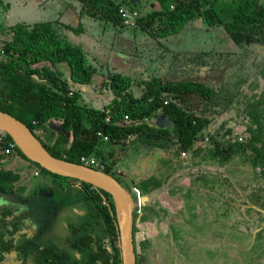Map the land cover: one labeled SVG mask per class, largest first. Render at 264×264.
Here are the masks:
<instances>
[{"label": "rangeland", "instance_id": "obj_1", "mask_svg": "<svg viewBox=\"0 0 264 264\" xmlns=\"http://www.w3.org/2000/svg\"><path fill=\"white\" fill-rule=\"evenodd\" d=\"M171 2L165 0L163 6L159 0H114V5L117 14L134 9L137 19H146L153 12L172 8ZM217 2L224 6L230 1ZM89 8L80 0H0V21L9 26L59 20L74 28L68 30V36L83 45L89 64L98 73L96 83L74 85L86 112L100 110L111 101L107 85L116 73L130 77L134 95L152 77L203 82L217 90L212 101L196 93H184L178 101L205 126L191 150L181 152L176 141L155 131L160 136L154 140L139 143L129 135L125 142L103 143V157L90 156L96 166L110 165L133 199L137 252H142L140 241H144L151 253L147 264H264V209L248 197L252 187L262 184L261 174L250 159L244 160L252 156L249 151L222 159L212 154L210 142L214 136L222 143L249 141L264 147V80L260 73L264 51L245 55L222 26L209 27L202 17L174 34H165L161 17L147 18L144 26L125 27L120 26L121 20H108L99 9ZM59 68L69 78L67 65ZM103 81L107 85L100 88ZM62 120L55 116L37 128L39 139L48 142L61 133L69 140L71 133L60 130ZM157 120L167 125L165 116ZM14 154L1 157L0 166L10 165ZM38 182L46 190L74 198L73 190L63 193L49 178L40 177L30 180L24 201L35 193ZM143 196L148 197L144 204ZM228 199L235 202V208L227 204ZM263 203L264 198L258 201ZM137 213L143 214L142 220Z\"/></svg>", "mask_w": 264, "mask_h": 264}, {"label": "trees", "instance_id": "obj_2", "mask_svg": "<svg viewBox=\"0 0 264 264\" xmlns=\"http://www.w3.org/2000/svg\"><path fill=\"white\" fill-rule=\"evenodd\" d=\"M80 1L89 5L91 10L99 9L98 12L103 13L108 20H121L120 14L116 13L114 0ZM159 1L166 6L165 0ZM171 1L172 8L153 12L146 18L149 20L152 17H161L165 34H174L188 22L202 17L209 27L222 26L228 37L243 49L245 55H251L257 49L264 51V0H228L230 2L224 6L218 5V0ZM146 19L139 17L136 24L141 23L144 26ZM1 21L0 109L26 124L38 139L36 129L43 128L52 117L61 116L63 120L60 130L69 131L71 138L67 140L64 134L59 133L55 140L45 142L39 139L53 156L74 163H81L82 156L103 157V143L125 142L129 135L133 136L134 141L142 143L154 140L162 134L163 137L176 141L181 152L191 150L195 142L202 138V129L205 127L203 121L194 112L182 107L178 101L184 93H196L212 101L217 95L213 86L191 80L169 82L161 77H152L145 83L142 92L134 95L130 90V77L116 73L111 76L108 85L106 81L99 85L100 88L106 85L110 88L111 101L100 110L86 112V107L80 102V91L74 85L96 83L98 79L94 75L98 78V73L89 64L83 45L68 36V30L73 27L62 24L59 20L16 22L9 26L3 25ZM120 22V26H125ZM61 64L69 68V78L65 77L59 68ZM260 73L264 80V66L261 67ZM125 116L128 118L125 119ZM160 116H165L168 121L166 126L157 120ZM168 124L171 125L170 128ZM97 131L107 135L108 141L99 138ZM155 131L160 135L156 136ZM0 137L1 159L6 156L3 150L7 143L14 141L1 130ZM210 142L214 148L212 154L222 159L243 156L246 151L252 154L244 160L250 159L254 167H259L257 171L263 181L262 184L251 188L248 197L254 205L264 209V203L258 204V201L264 198V147H256L249 141L222 143L214 136ZM13 153V162L8 166H0V194L21 202L23 192L27 191L31 177H34L38 170L42 176L49 178L58 191L64 193L71 189L75 194L74 198L70 197L68 200L52 190L49 196L42 193V196L32 203L48 206L65 202L66 205L70 203L71 207L83 211V214L74 213L72 223L67 226L70 233L65 238V244L70 239L75 253L69 256L61 251L56 261L52 254L43 250V253L37 256L38 262L122 264L119 225L112 196L86 182L47 171L30 160L16 144ZM109 153L112 155L113 150ZM91 166L111 174L126 188L121 179L114 175L110 165ZM44 187V184L38 182L39 189L43 190ZM131 192L135 199L136 194L132 190ZM52 195L59 197V200H55ZM227 204L234 208L236 206L231 199L227 200ZM250 209L262 214L255 208ZM142 213H137L141 220ZM14 225L16 226V223ZM136 231L137 226L134 225L136 264H141V260H145L147 264L150 262L151 253L146 249L144 241H140L142 252H137ZM17 249L21 250L20 245Z\"/></svg>", "mask_w": 264, "mask_h": 264}, {"label": "flooded vegetation", "instance_id": "obj_3", "mask_svg": "<svg viewBox=\"0 0 264 264\" xmlns=\"http://www.w3.org/2000/svg\"><path fill=\"white\" fill-rule=\"evenodd\" d=\"M39 177L45 176L40 174L31 179ZM44 188L35 189V193L28 200H22V203L13 197L0 194L4 200L0 204V264H16L14 259H17L15 261H18V264H40L37 256L43 253V250H46L47 254H52L56 261L61 251L68 253L69 256L75 253L70 239L65 244V238L70 233L67 226L72 223L74 213L83 214V211L80 213L74 206L71 207L70 203L66 205L65 202L48 206L32 203L41 197L42 193L47 196L52 194L51 189ZM52 196L59 200L56 195ZM63 197L69 200L70 196ZM18 245L21 250L17 249Z\"/></svg>", "mask_w": 264, "mask_h": 264}, {"label": "water", "instance_id": "obj_4", "mask_svg": "<svg viewBox=\"0 0 264 264\" xmlns=\"http://www.w3.org/2000/svg\"><path fill=\"white\" fill-rule=\"evenodd\" d=\"M0 130L7 133L18 148L40 167L61 176L86 182L108 192L112 196L117 212L122 264H136L133 199L114 176L89 165L53 156L26 124L1 109ZM147 198V196L142 197L143 204ZM3 202V197L0 196V204Z\"/></svg>", "mask_w": 264, "mask_h": 264}, {"label": "built area", "instance_id": "obj_5", "mask_svg": "<svg viewBox=\"0 0 264 264\" xmlns=\"http://www.w3.org/2000/svg\"><path fill=\"white\" fill-rule=\"evenodd\" d=\"M120 17H121V21H122L123 25L134 26L136 24L138 12L134 9H123L120 13ZM126 118H128V117L125 116V119ZM96 134L103 141H108V136L103 134L101 131H97ZM0 140H2V137H0ZM14 146H15V142H8L7 146L3 150L4 155H10L11 153H13L14 152ZM80 159H81L82 164L89 165V166L94 165V163H93L94 161L90 157L82 156ZM94 166H96V165H94ZM256 169L259 170V167H257ZM37 172H38V170L35 173H37Z\"/></svg>", "mask_w": 264, "mask_h": 264}]
</instances>
